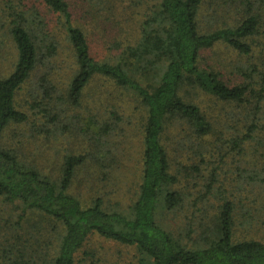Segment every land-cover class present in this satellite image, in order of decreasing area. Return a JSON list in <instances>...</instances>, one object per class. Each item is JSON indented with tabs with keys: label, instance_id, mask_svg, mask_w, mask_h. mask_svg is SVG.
I'll list each match as a JSON object with an SVG mask.
<instances>
[{
	"label": "trees",
	"instance_id": "obj_1",
	"mask_svg": "<svg viewBox=\"0 0 264 264\" xmlns=\"http://www.w3.org/2000/svg\"><path fill=\"white\" fill-rule=\"evenodd\" d=\"M201 1L157 0L141 23L137 41L124 45L118 57L97 60L67 0H0V67L13 54L11 70L3 73L0 68V138L9 126L28 121L17 95L37 67L53 60L49 70L57 66L62 36L51 32L49 24L63 29L73 68L64 92L43 76V98L57 93V100L82 106L86 87L100 76L134 92L145 108L141 180L136 198L124 210L110 206L103 193L82 201L70 191L77 169H87L85 155H65L55 181L36 166L21 162L12 150L0 147V199L19 206L23 213L39 211L43 215V223L36 224L39 234H51L57 241L55 247L49 242L43 251L29 240H12V231L7 230L0 233V264H79L78 253L93 235L134 247L139 264H264V240L238 235L230 200L219 205L215 220L189 242L176 236L159 215L164 208L172 210L183 202L171 190L178 178L171 171L162 138L174 125L185 124L188 133L200 139L213 129L208 111L183 98L188 88L238 107L232 115L244 120L245 133L237 143L264 142L260 140L264 135V74L256 81L259 66L251 61L253 46L260 45L264 52V0L218 1L217 14L227 15L232 7L242 14L235 23L213 31H201L198 25ZM217 43L247 58L246 66H239L242 83L228 85L218 71L201 66L203 50ZM258 57L264 66V53ZM134 69L150 78L147 84L133 78L130 70ZM89 155L101 162L97 152ZM254 184L260 186L257 181Z\"/></svg>",
	"mask_w": 264,
	"mask_h": 264
},
{
	"label": "rangeland",
	"instance_id": "obj_2",
	"mask_svg": "<svg viewBox=\"0 0 264 264\" xmlns=\"http://www.w3.org/2000/svg\"><path fill=\"white\" fill-rule=\"evenodd\" d=\"M67 1L74 22L85 32L91 55L97 60L118 57L124 45L134 44L141 23L157 3V0ZM218 1L221 2L201 1L197 19L201 31L235 23L241 16L242 12L236 14L234 7L227 15L217 14ZM49 29L62 36L57 66L52 72L49 67L54 60L46 67L40 64L19 92L17 102L24 103L22 109L29 115L28 121L9 126L0 138V147L12 150L21 162L36 166L42 175L55 181L59 179L65 155L72 152L85 155L87 169H77L70 191L82 201L103 193L110 206L127 209L137 196L141 180L145 108L134 92L100 76L94 77L86 87L82 106L57 100V93L50 99L43 98L42 77L51 80L57 91L64 92L73 68L63 29L55 23L49 24ZM253 47L251 61L259 66L254 78L257 81L264 74L258 57L264 52L260 45ZM12 61L13 54L8 60L5 58L0 67L3 73L11 70ZM200 63L204 68L218 71L228 85L245 80L239 66H246L247 58L226 44L217 43L203 50ZM153 69L159 72L156 67ZM130 71L143 85L150 80L138 70ZM188 92L182 94L183 98L208 111L213 129L200 139L188 133L185 124L174 125L162 138L171 171L178 178L171 190L177 191L183 202L175 209L161 210V221L176 236L189 242L215 220L219 205L230 200L234 204L238 235L264 240V142L262 145L253 140L237 143L245 128L244 120L238 121L232 115L239 111L234 103L218 101L197 89L188 88ZM260 140H264V135ZM91 152H97L101 162L90 158ZM254 169L262 173L256 175ZM256 181L260 186H255ZM42 218L39 211L23 213L19 206L0 199V233L12 231V240L17 237L29 240L34 247L45 251L49 242L55 247L57 241L51 234H39L36 224L43 223ZM254 221L257 222L252 224ZM33 234L35 238L31 237ZM77 259L79 264H139L134 247L99 235L90 237Z\"/></svg>",
	"mask_w": 264,
	"mask_h": 264
}]
</instances>
